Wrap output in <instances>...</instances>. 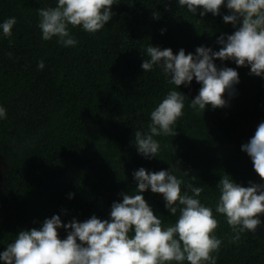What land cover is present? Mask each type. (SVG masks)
I'll list each match as a JSON object with an SVG mask.
<instances>
[{"label": "trees", "instance_id": "obj_1", "mask_svg": "<svg viewBox=\"0 0 264 264\" xmlns=\"http://www.w3.org/2000/svg\"><path fill=\"white\" fill-rule=\"evenodd\" d=\"M116 3L112 19L96 34L70 26L78 44L64 47L55 38L43 40L38 28L37 9L55 6V0H0V22L17 20L10 37L0 35V105L7 110L0 120V251L18 231L38 228L54 214L64 223L93 214L108 219L120 193H134L135 170L171 167L185 185L204 187L201 201L213 208L222 240L213 253L217 264H264V214L255 232L233 240L224 214L215 213L216 185L224 174L243 186L261 179L241 145L264 121V78L224 61L240 79L234 93L225 94L227 106L203 113L190 107L201 87L194 79L179 87L186 96L184 115L175 136L156 137L157 157L145 159L134 144V132L147 128L150 112L176 87L158 68L143 71L147 45L174 54L181 48L195 53L201 45L219 50L217 37L235 31L223 21L228 10L222 6L220 15L200 17L176 0ZM41 59L43 70L37 67ZM143 195L154 214L174 221L162 194ZM66 234L59 232L62 239Z\"/></svg>", "mask_w": 264, "mask_h": 264}, {"label": "clouds", "instance_id": "obj_2", "mask_svg": "<svg viewBox=\"0 0 264 264\" xmlns=\"http://www.w3.org/2000/svg\"><path fill=\"white\" fill-rule=\"evenodd\" d=\"M176 2L200 17L208 13L220 15L223 6L228 10L223 21L235 31L217 37L219 50L201 45L195 53L186 54L181 48L174 54L171 48L147 45V58L141 64L143 71L158 68L167 83L176 86L150 112L147 128L134 132L138 154L149 160L160 151L156 137L176 135L175 125L184 115L186 98L179 91L181 85L189 87L194 79L201 85L190 107L203 113L208 107L227 106L225 94H233L240 82L237 69L224 66V61L248 67L251 75L264 78V0ZM114 4L116 0H55V6L37 9L41 38H55L64 47H75L78 41L70 26L96 34L112 19ZM16 23L14 16L4 19L0 22V35L10 37ZM37 67L45 68L43 59ZM6 118L7 110L0 105V120ZM241 150L251 158L261 179L243 186L224 174L216 185L219 196L215 213L224 214L235 233L233 240H239L245 231L255 232L264 214V121L258 124L250 140L241 145ZM132 176L136 182L134 193H120L122 200L112 203L108 219L93 214L83 221L73 218L64 223L60 215L54 214L38 228L18 231L14 240L0 251V264H217L213 253L219 251L222 240L215 231L218 220L213 208L201 201L204 187L185 185L171 167L159 171L140 167ZM148 190L162 194L174 221L165 223L162 215L154 214L143 195ZM74 195L70 193L69 199ZM61 229L67 233L63 239L59 235Z\"/></svg>", "mask_w": 264, "mask_h": 264}]
</instances>
